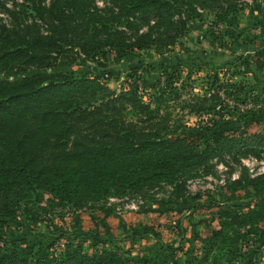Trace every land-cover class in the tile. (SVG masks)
<instances>
[{
    "label": "rangeland",
    "instance_id": "obj_1",
    "mask_svg": "<svg viewBox=\"0 0 264 264\" xmlns=\"http://www.w3.org/2000/svg\"><path fill=\"white\" fill-rule=\"evenodd\" d=\"M174 3L183 6L175 18L185 22L172 44L139 46L131 40L124 48L88 53L75 47L59 58L58 69L69 78L98 74L116 92H149L153 108L160 109L155 121L177 124L179 132H194L203 141L214 131L238 134L240 126L264 130V0H222L211 7ZM28 5L0 0V27L35 23L46 30ZM95 5L101 10L111 2ZM105 25L132 31L120 23ZM134 114L127 116L136 119ZM211 164L213 170L202 167L184 179L84 207L49 196L30 203L0 240V260L72 264L66 260L73 254L108 248L126 258L124 264H264V221L227 227L205 258L207 240L223 220L264 200V187L249 182L264 173V143L256 152L234 151Z\"/></svg>",
    "mask_w": 264,
    "mask_h": 264
},
{
    "label": "trees",
    "instance_id": "obj_2",
    "mask_svg": "<svg viewBox=\"0 0 264 264\" xmlns=\"http://www.w3.org/2000/svg\"><path fill=\"white\" fill-rule=\"evenodd\" d=\"M26 1L46 30L35 23L0 27V240L11 221L30 210V203L47 196L84 207L184 179L202 167L213 170V159L234 151L256 152L264 143V130L243 126L238 134L214 131L203 141L194 132H179L177 124L155 121L160 109L153 108L149 92H116L98 74L69 78L58 69L59 58L75 47L88 53L124 48L131 40L139 46L170 45L185 22L175 18L183 13L175 9L183 6L174 2L211 7L222 0H110L111 6L101 10L95 0ZM106 22L132 31L109 29ZM146 93L150 97L145 99ZM130 110L136 119L128 118ZM249 182L264 187V173ZM262 221L264 200L223 220L207 240L205 258L207 247L227 227ZM125 259L104 248L73 254L66 262L124 264ZM54 260L12 256L0 264H60Z\"/></svg>",
    "mask_w": 264,
    "mask_h": 264
}]
</instances>
